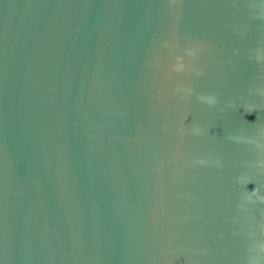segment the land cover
Wrapping results in <instances>:
<instances>
[{"label":"water","instance_id":"obj_1","mask_svg":"<svg viewBox=\"0 0 264 264\" xmlns=\"http://www.w3.org/2000/svg\"><path fill=\"white\" fill-rule=\"evenodd\" d=\"M0 264H264V0H0Z\"/></svg>","mask_w":264,"mask_h":264}]
</instances>
